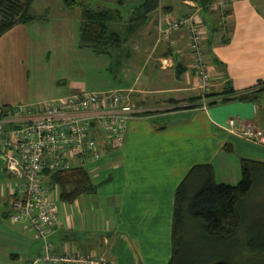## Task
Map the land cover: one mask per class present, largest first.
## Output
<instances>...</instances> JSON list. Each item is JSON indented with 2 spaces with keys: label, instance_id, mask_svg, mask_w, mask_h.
<instances>
[{
  "label": "crops",
  "instance_id": "1",
  "mask_svg": "<svg viewBox=\"0 0 264 264\" xmlns=\"http://www.w3.org/2000/svg\"><path fill=\"white\" fill-rule=\"evenodd\" d=\"M107 9L121 13L117 26L122 39L105 54L81 46L82 13L76 25L68 19L53 23L48 16L3 35L21 34L28 81L36 83L26 96L29 104L83 92H118L138 111L127 124L121 147L108 146L103 133H94L105 149L103 158L86 168L96 192L69 203L61 200L59 188L62 224L50 241L59 255L101 258L110 264H168L175 193L189 171L211 164L216 183L237 185L242 159L264 163V142L247 140L229 128L233 119L238 129L250 124L264 135V91L251 100L208 103L218 99L212 95L254 92L264 82V0H218L209 10L192 0H127ZM194 12L204 36L208 92L195 73L188 27L169 37L162 34L168 24ZM83 50L91 51L98 68L113 71L94 92L75 77L81 68L72 70ZM45 51L54 52L51 70L41 63ZM67 82L71 87L64 95L55 93ZM99 114L94 110L80 117ZM14 182L0 147V264H31L42 243L26 223L10 219Z\"/></svg>",
  "mask_w": 264,
  "mask_h": 264
},
{
  "label": "built area",
  "instance_id": "2",
  "mask_svg": "<svg viewBox=\"0 0 264 264\" xmlns=\"http://www.w3.org/2000/svg\"><path fill=\"white\" fill-rule=\"evenodd\" d=\"M182 26L189 30L200 87L208 92L210 76L198 12L171 22L162 34L169 37ZM94 110L100 111L97 117H80L81 113ZM137 113L118 92H83L66 98L0 107V147L5 171L15 180L9 205L10 219L14 223H26L42 243L41 253L31 264H110L101 258L56 252L50 236L62 221L57 206L59 187L50 184L51 174L75 167L87 168L102 159L105 149L94 138V133H103L108 146L121 147L127 124ZM17 121L20 124L13 126ZM229 128L237 130L247 140L264 142L263 132L250 124L238 129L236 121L230 119Z\"/></svg>",
  "mask_w": 264,
  "mask_h": 264
},
{
  "label": "trees",
  "instance_id": "3",
  "mask_svg": "<svg viewBox=\"0 0 264 264\" xmlns=\"http://www.w3.org/2000/svg\"><path fill=\"white\" fill-rule=\"evenodd\" d=\"M35 0H0V37L18 24L41 20L30 15ZM123 5L127 0H114ZM209 10L218 0H192ZM157 3L145 10H154ZM121 13L106 8L82 11L80 42L97 54L119 45L117 26ZM185 18V17H184ZM120 19V20H119ZM262 87L261 89H258ZM241 95L230 90L208 102L210 105L233 100H251L264 91V82ZM197 99H192L194 103ZM50 184L58 185L60 198L74 202L96 192L86 168L51 174ZM249 203L255 204L253 210ZM260 214L253 217L254 212ZM264 264V163L241 160V180L237 185L218 184L211 164L194 166L175 193L172 257L168 264Z\"/></svg>",
  "mask_w": 264,
  "mask_h": 264
},
{
  "label": "rangeland",
  "instance_id": "4",
  "mask_svg": "<svg viewBox=\"0 0 264 264\" xmlns=\"http://www.w3.org/2000/svg\"><path fill=\"white\" fill-rule=\"evenodd\" d=\"M84 8L93 10L97 8L116 9L118 8V4L114 0H35L31 7L30 15L40 18H48L49 16V20L53 23H58L57 20L68 19L73 25H76L79 24L81 20V13ZM63 16L66 17L63 18ZM21 25L22 24L16 25V28ZM54 28L52 24L50 27L52 33ZM20 36L21 34L19 32H15L0 37V107H10L19 103L29 104L28 102H30V100H28L26 96L29 89L31 87L34 88L36 84L35 81L33 84H30L28 81V76L25 71L27 60L20 52L21 47L18 40ZM42 54L44 56V58L41 59L42 65L46 67V69L51 70L55 61L54 52L49 54L45 51ZM93 60L94 56L91 55V51L83 50L82 56H78V58L73 61L75 65L72 70H75V66L80 67L81 73L78 75L74 73L75 77L77 76V80H81V82L87 85L86 90L94 92L97 84L102 83L107 79L106 77L111 76L110 72L113 71L98 68L94 65ZM35 62H39V59L37 58ZM70 87L69 82H67V87L62 86L56 88L59 91L56 90L55 93L62 92L63 90L67 91ZM64 94L63 92L59 93V96ZM249 207L256 210L255 204L252 205L249 203ZM254 213L253 217H260L259 212Z\"/></svg>",
  "mask_w": 264,
  "mask_h": 264
}]
</instances>
